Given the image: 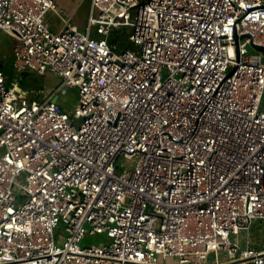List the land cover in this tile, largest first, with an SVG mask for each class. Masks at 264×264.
<instances>
[{
	"label": "built area",
	"instance_id": "obj_1",
	"mask_svg": "<svg viewBox=\"0 0 264 264\" xmlns=\"http://www.w3.org/2000/svg\"><path fill=\"white\" fill-rule=\"evenodd\" d=\"M89 1L53 32L57 0H0L15 72L61 79L0 70V264H264V0Z\"/></svg>",
	"mask_w": 264,
	"mask_h": 264
},
{
	"label": "rangeland",
	"instance_id": "obj_2",
	"mask_svg": "<svg viewBox=\"0 0 264 264\" xmlns=\"http://www.w3.org/2000/svg\"><path fill=\"white\" fill-rule=\"evenodd\" d=\"M57 0V8H58V14H49V28L55 32L57 31L63 24V21L66 23H74L78 30L81 32L85 31V27L88 23L89 18V12H90V2L87 0H81L77 4V9L72 13H67L64 10L65 3H70V0ZM132 29L131 28H124L122 29V32L120 33H112L111 37H109V43L111 47H115V52L120 54L125 49L131 48L130 43V35H131ZM9 38L6 35L4 31L0 29V61L2 62V70L5 74V86L6 88H13L16 84L20 85V77L21 74H17L10 65V60L8 61L9 64L5 62V59L3 57H7L8 49H9ZM134 49V47H133ZM164 76H166V73H163ZM45 80L47 81V76H40L37 73H31V75L27 78V82H24L22 87L27 88L28 83H32L34 85L40 84L43 85ZM55 83V82H52ZM59 97V105L61 108V111L63 112H72L77 106L78 102V92L76 89L73 88H67L63 91H60L58 94ZM262 111H264V103L262 106ZM122 165V160H119L117 162V166ZM264 227V225H263ZM254 235V228L252 227V236ZM62 236H65L62 234ZM100 243H109L107 237L105 234H95V235H87L82 240V247H88L92 245H99ZM169 262H173L172 259L169 258Z\"/></svg>",
	"mask_w": 264,
	"mask_h": 264
},
{
	"label": "crops",
	"instance_id": "obj_3",
	"mask_svg": "<svg viewBox=\"0 0 264 264\" xmlns=\"http://www.w3.org/2000/svg\"><path fill=\"white\" fill-rule=\"evenodd\" d=\"M59 1V0H58ZM81 0H70V3H65L64 5V10L65 12L67 13H72L74 12L78 7H77V4L80 2ZM88 2H90L89 0H87ZM62 1L60 0V3ZM48 22H49V18H48ZM71 25L73 26H76L74 23H70ZM77 27V26H76ZM78 28V27H77ZM8 36V38L10 39L9 40V49H8V56L7 57H3L5 59V62L7 64L8 61L10 60V63H11V67L13 68L14 67V55H13V46L15 45V39L6 34ZM2 62L0 61V70H2V66L1 65ZM32 72H25L24 74H21V79H20V82L21 84L18 85L21 92L23 94H26L30 99L32 100H38V101H41V100H45L47 99L48 97H50L55 89L59 86V84L61 83V79L57 76H54L52 74H46L44 76H47V81L45 80L44 84L43 85H40V84H32V83H28L27 84V88H24L22 87V85L24 84V82H27V78L31 75ZM52 82H55V83H52ZM264 222H256L254 225H253V228H254V235H253V243L254 245L257 247H262L264 248ZM168 263L172 264L173 262H169ZM215 258L213 255L210 256V260L208 262V264H215ZM223 264H229V263H223ZM232 264H241V263H232Z\"/></svg>",
	"mask_w": 264,
	"mask_h": 264
},
{
	"label": "water",
	"instance_id": "obj_4",
	"mask_svg": "<svg viewBox=\"0 0 264 264\" xmlns=\"http://www.w3.org/2000/svg\"><path fill=\"white\" fill-rule=\"evenodd\" d=\"M248 49H249V52H250V53H252V54H256V53L253 52V50H252L251 48H248ZM257 50H258V51H261V52L264 53V48L259 47V48H257ZM56 100H57V99H56Z\"/></svg>",
	"mask_w": 264,
	"mask_h": 264
}]
</instances>
